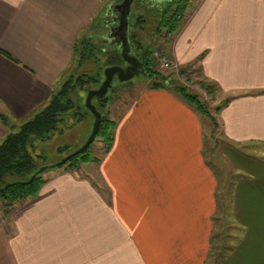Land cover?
Here are the masks:
<instances>
[{
	"label": "crops",
	"instance_id": "crops-1",
	"mask_svg": "<svg viewBox=\"0 0 264 264\" xmlns=\"http://www.w3.org/2000/svg\"><path fill=\"white\" fill-rule=\"evenodd\" d=\"M113 3L0 0V143L2 117L19 125L49 102ZM172 50L226 102L223 190L205 152L209 117L148 80L116 112L92 175L54 170L0 221V264H264V0H197Z\"/></svg>",
	"mask_w": 264,
	"mask_h": 264
},
{
	"label": "rangeland",
	"instance_id": "rangeland-1",
	"mask_svg": "<svg viewBox=\"0 0 264 264\" xmlns=\"http://www.w3.org/2000/svg\"><path fill=\"white\" fill-rule=\"evenodd\" d=\"M122 1L123 0H117V3H121ZM196 2L197 0H188L186 9L183 13L181 22L182 24H184L188 18L189 9H191V7H193ZM166 3L167 2L165 0H134L131 9L130 27L128 31L131 44L133 46L134 53L132 52V54L136 55L138 53H142V51H138L136 47L137 45H140L142 49L151 48V57L153 60L152 66L157 71V74H159L160 77L164 79V82L167 81L169 84L168 87L173 90H175V87L184 88L190 94L197 96L205 109L208 110L213 120L209 118L212 123L208 121V119H206L204 123L206 130L205 135L207 136L205 152L207 154V159L211 162L213 169L215 170V174L218 175L219 191H221L223 190V183L220 178H222L226 171L229 172V175H232L231 167L229 168L227 164L225 165L226 162L222 155L221 150L223 145H221L222 138L218 128L217 120V113L219 112L218 109L224 104V100L221 98L218 88L211 85L210 82H207L206 79L203 78L202 70L199 66H193V68H191L189 65H187L182 67V64L174 59V55L171 53V51H173L172 48L174 47L175 38L179 31L176 30L174 33L160 29L158 31L159 20L152 10L155 6H159L162 8V10H165ZM170 11V14H172L174 12V8H172ZM157 14H160V12ZM139 15L143 18V20L138 21L136 19V17ZM105 33L106 28L100 29V25L95 24L89 29L86 37L90 35L93 39V42H102L104 40V43H106L105 45H109L107 44L108 42L106 37L104 38ZM155 52H159L160 54L165 55L167 58L170 57L171 61L174 64H178L180 67H173V64L170 65L169 68L162 67L161 62L155 55ZM78 63H81L80 56L76 55L74 64L64 76L59 89H61L62 85L69 79L72 73L78 75L83 72H87L90 74V76L96 78L98 82L90 85L88 89H78V92L72 96L76 104L81 108L80 110L84 115L81 121L66 128L62 133L55 134L50 139L36 142V145L33 149V154H39L41 156L36 158L37 167H50L45 170L43 174L44 176L57 169H67L65 168L66 166H52L58 164L66 156L71 155L73 152L81 148L89 139L93 130L95 117L93 113L85 106L86 97L90 90L98 88L99 83L104 80V71L106 67L104 68V62L102 59L96 60L95 58H88L83 63ZM148 80H150L149 84H151L152 80L149 79L143 72L137 73L132 79L128 81H119L117 77H115L112 87L107 93V100L104 101V103H98L95 101V104L104 115L111 119H115L116 112L124 109L126 101H130V98L134 99L139 90L143 88ZM17 130L18 128L15 129V131ZM99 143H102V145H99ZM109 146L110 145L105 143L103 139L96 138L89 148L91 157L95 158V161L84 163L81 162L76 167H74V169L77 170L76 168H78L80 165L85 174L92 175L94 171L85 165L97 162L100 157L103 156L104 152L108 150ZM208 156L212 157V161L210 158H208ZM222 165L225 167L223 168ZM22 178L24 177L9 175L6 179L7 181H15ZM94 183L99 184L101 189L104 192H107V187L97 177L96 181L94 180ZM225 185L227 184L225 183ZM22 200L23 199L20 200L19 204L13 210H9V208L6 207V203H1V208L5 207V213L4 216L0 217V221L11 220L14 210L21 205ZM219 204H221V201H219ZM218 215H220V211L218 212ZM216 225V236L220 238L222 235L221 221H217Z\"/></svg>",
	"mask_w": 264,
	"mask_h": 264
},
{
	"label": "trees",
	"instance_id": "trees-1",
	"mask_svg": "<svg viewBox=\"0 0 264 264\" xmlns=\"http://www.w3.org/2000/svg\"><path fill=\"white\" fill-rule=\"evenodd\" d=\"M187 3L188 0H169L165 5V10H162L159 6L153 7V13L156 14L159 20L158 31L159 29L167 30L172 33L176 30L180 31L183 25L181 22ZM172 8H174V12L170 14ZM158 12H160V14H157ZM109 19V12L103 9L93 20L92 26L96 24L100 25V29L106 28ZM136 19L138 21L143 20L140 15L136 17ZM109 45H105L101 41L93 42L90 35L88 37L83 36L76 46V55L80 56L81 63L88 58H95L96 60H103L104 68L111 65H122L124 61L120 49L116 45ZM136 47L138 51H142V53H138L136 56H138L143 63L144 74L152 80L150 84L151 88L169 89L170 87H168L169 84L167 81L164 82V79L157 74V71L152 66L151 48L142 49L140 45ZM131 48L133 52L132 44ZM102 81L99 83L98 87L101 85ZM97 82L98 80L90 76L87 72L78 75L72 73L69 79L62 85L61 89L52 95L49 102L28 120L15 126V124H11L7 118L4 116L2 117V120L9 128V132L0 143V204L37 195L45 182L43 174L45 170L50 167H46L44 171L38 172L40 167L36 165V158L41 156L39 154H33L36 142L50 139L55 134L62 133L66 128L81 121L84 115L72 96L78 92V89H88L90 85ZM175 91H177L185 101L195 106L200 113L212 119L208 110L205 109L197 96L190 94L182 87H175ZM106 100L107 94L102 99L94 98L93 103L95 104V101L104 103ZM225 103L226 102H224V104ZM96 107L98 106L96 105ZM218 110H220V108ZM101 114L102 123L95 139L101 138L105 143L110 145L114 137L117 119H111L102 112ZM16 128H18L17 131H15ZM90 146L83 152L71 156L64 164L53 165L52 167L66 166L65 168L71 169L81 162L95 161V158L91 157L89 152ZM9 175L21 176L24 178L15 181H7L6 178ZM33 175H35V177L30 181Z\"/></svg>",
	"mask_w": 264,
	"mask_h": 264
},
{
	"label": "water",
	"instance_id": "water-1",
	"mask_svg": "<svg viewBox=\"0 0 264 264\" xmlns=\"http://www.w3.org/2000/svg\"><path fill=\"white\" fill-rule=\"evenodd\" d=\"M133 2L134 0H123L121 3H113L106 9V11L109 12L110 19L106 24V33L104 34V38L106 37V40L108 42L107 44L111 43V45H116L120 49L122 59L127 65H111L105 68V77L101 85L96 89L90 90L86 97L85 105L95 117L93 130L89 139L81 148L73 152L71 155L66 156L56 165H62L67 162L71 156L86 150L92 144L96 135L98 134L100 125L102 123V114L93 103V99L104 98L112 87V83L115 77H117L119 81H128L132 79L137 73H144L142 61L138 56L132 54V48L128 33L130 27L129 19ZM102 42L104 43V40ZM45 169L46 167L40 168L38 172L44 171ZM35 175L31 177L30 181L33 180Z\"/></svg>",
	"mask_w": 264,
	"mask_h": 264
},
{
	"label": "built area",
	"instance_id": "built-area-1",
	"mask_svg": "<svg viewBox=\"0 0 264 264\" xmlns=\"http://www.w3.org/2000/svg\"><path fill=\"white\" fill-rule=\"evenodd\" d=\"M155 55L157 56V58L161 62L162 67H164V68H169L170 65H172V64H173V67H180V66H178V64H174L171 61L170 57L167 58L165 55L160 54L159 52H155ZM19 202H20V200H16V201H12V202H7L6 203V207H8L9 210H13L19 204ZM4 208L5 207H3V208L0 209V217L4 216V213H5Z\"/></svg>",
	"mask_w": 264,
	"mask_h": 264
},
{
	"label": "flooded vegetation",
	"instance_id": "flooded-vegetation-1",
	"mask_svg": "<svg viewBox=\"0 0 264 264\" xmlns=\"http://www.w3.org/2000/svg\"><path fill=\"white\" fill-rule=\"evenodd\" d=\"M162 1H163V0H162ZM165 1L168 2L169 0H165ZM122 65H123V66H124V65L126 66L127 64H125V63L123 62Z\"/></svg>",
	"mask_w": 264,
	"mask_h": 264
}]
</instances>
